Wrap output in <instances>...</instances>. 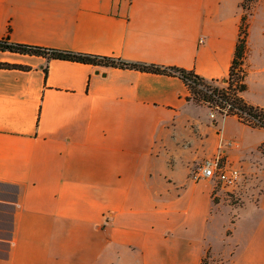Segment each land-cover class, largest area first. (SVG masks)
<instances>
[{"label": "crops", "instance_id": "obj_1", "mask_svg": "<svg viewBox=\"0 0 264 264\" xmlns=\"http://www.w3.org/2000/svg\"><path fill=\"white\" fill-rule=\"evenodd\" d=\"M0 0V39L226 80L246 16L249 103L264 108V0ZM10 28V32H9ZM4 264H264V127L210 116L178 76L0 51ZM233 193L193 181L217 154ZM209 250V251H210Z\"/></svg>", "mask_w": 264, "mask_h": 264}, {"label": "trees", "instance_id": "obj_2", "mask_svg": "<svg viewBox=\"0 0 264 264\" xmlns=\"http://www.w3.org/2000/svg\"><path fill=\"white\" fill-rule=\"evenodd\" d=\"M254 0H244V9H249ZM10 32V28H9ZM247 30L246 16L242 18L240 35L235 49L234 59L230 68V73L226 79L227 88L215 86L216 80H209L199 75L194 69H186L176 66H160L156 64H147L143 62H131L121 58L110 56H99L88 53L74 52L69 50H61L48 48L38 45L14 43L10 40V35L0 39V51H10L20 54L43 56L48 59H61L75 62H82L92 65H101L107 67H119L135 69L144 72H152L157 74H166L180 77L190 89L191 97L196 101H209L214 99V95L220 93L222 102L226 101L232 105V114L237 115L242 121L250 124L251 121H257L255 126L264 127V108L256 106L245 100L241 93L247 88L245 82L244 62L247 51ZM0 67L9 69H29L28 66L21 64L0 63ZM226 90L230 93L226 94ZM211 91V92H210ZM236 110L238 112H236ZM251 125V124H250ZM264 148V145H263ZM208 254L203 258L201 264H206Z\"/></svg>", "mask_w": 264, "mask_h": 264}, {"label": "built area", "instance_id": "obj_3", "mask_svg": "<svg viewBox=\"0 0 264 264\" xmlns=\"http://www.w3.org/2000/svg\"><path fill=\"white\" fill-rule=\"evenodd\" d=\"M215 86L220 88H227V80L216 81ZM211 92V91H210ZM226 94L230 93L226 90ZM221 94L214 95L213 100L206 101L210 108V116L216 117V112H219L221 116H227L232 114V105L226 101L222 102ZM236 112H238L236 110ZM257 121L250 122L252 126H255ZM231 145V142H222L218 152L215 156L206 158L196 164L192 172L193 181L210 180L215 183V187H219L226 192L234 193L245 179V173L239 166L232 164L225 157V147Z\"/></svg>", "mask_w": 264, "mask_h": 264}, {"label": "rangeland", "instance_id": "obj_4", "mask_svg": "<svg viewBox=\"0 0 264 264\" xmlns=\"http://www.w3.org/2000/svg\"><path fill=\"white\" fill-rule=\"evenodd\" d=\"M199 102L206 103V101H204V100L199 101ZM206 104L208 105V103H206ZM217 116H221V114L219 112H216V117ZM196 164L193 165L191 168V171H190L191 179H192V172H193ZM15 192H16L15 186L0 183V235H2L5 238H7V237L9 238V227H10V219H11L13 206L5 204L1 200L4 201L7 199H13ZM228 194H230L229 196L231 197V202H235V200H236L235 195L233 193H230V192H228ZM6 248H7V243L6 242H0V264H4V260H1V258L5 257ZM233 249L234 248H231L229 251H226L223 253H216V252H213L209 249L210 251L208 250L206 252L208 254V259H207L206 264H229L231 251Z\"/></svg>", "mask_w": 264, "mask_h": 264}]
</instances>
